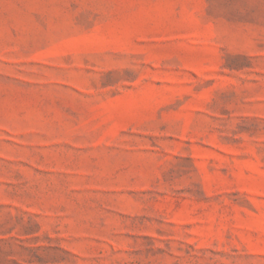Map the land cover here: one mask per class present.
Masks as SVG:
<instances>
[{
	"label": "rangeland",
	"instance_id": "rangeland-1",
	"mask_svg": "<svg viewBox=\"0 0 264 264\" xmlns=\"http://www.w3.org/2000/svg\"><path fill=\"white\" fill-rule=\"evenodd\" d=\"M0 264H264V0H0Z\"/></svg>",
	"mask_w": 264,
	"mask_h": 264
}]
</instances>
